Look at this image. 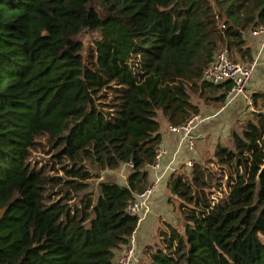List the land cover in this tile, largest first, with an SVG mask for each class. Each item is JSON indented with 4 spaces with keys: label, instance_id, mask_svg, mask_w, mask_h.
<instances>
[{
    "label": "trees",
    "instance_id": "16d2710c",
    "mask_svg": "<svg viewBox=\"0 0 264 264\" xmlns=\"http://www.w3.org/2000/svg\"><path fill=\"white\" fill-rule=\"evenodd\" d=\"M259 28L264 0H0V264H118L162 120L198 115L192 95L224 103L231 85L204 81V70L222 48L252 62L245 33ZM258 100L232 146L171 173L181 225H167L144 264H264ZM41 147L50 170L33 163ZM126 166L125 184L87 191Z\"/></svg>",
    "mask_w": 264,
    "mask_h": 264
},
{
    "label": "crops",
    "instance_id": "0c3cea01",
    "mask_svg": "<svg viewBox=\"0 0 264 264\" xmlns=\"http://www.w3.org/2000/svg\"><path fill=\"white\" fill-rule=\"evenodd\" d=\"M245 38L247 39L249 45L252 48L254 61H256V69L249 84V92L253 97H255L259 94H264V35L255 34L254 31H248L245 33ZM256 108L259 111V100ZM262 110L264 111V109ZM203 113L204 115H201L203 121L200 117H198L201 121L199 124L196 125V129L193 133L194 136L197 138V152L196 148L193 151L187 149L186 142L182 139V134L172 133L169 131V123L165 122V120L162 123L160 132L162 134L163 139L161 146L167 149L168 152L166 155L163 156V159L161 161L162 171H160V175L166 176L164 177L166 178V180L161 183V185L156 190L155 194L151 197L149 214L144 219V221L139 224L137 228V235L139 237V251H143L141 246H143V243L148 239V236L152 233V230L154 229V226H152V222L155 219L156 212L159 209H162L161 207H159V204H163L162 196L165 194V191L168 192L167 180L172 170L180 168L182 165H186L189 160L200 161L197 160L199 159L197 157H200V159H202L205 152L203 153L202 151L203 155L201 154L200 156L199 151L204 149V147H208L211 140L212 144L214 145L213 148H216L218 144L224 143V141H219V137L215 138L214 135L211 134V129L214 128L210 129L208 125L212 124L218 126L217 129L219 128L227 130L225 131V134H228L230 133V131L236 128L235 126H233V124L238 119H240L241 122L242 119L245 118L251 119L254 117V114L256 112H253L251 110V108L244 99H242L241 97H235L231 101H227L225 103V106L220 111L206 110ZM210 135L212 136V138ZM227 139L231 140V136H227ZM154 179V173L150 174V181ZM167 207L168 211L172 210L170 209L168 204Z\"/></svg>",
    "mask_w": 264,
    "mask_h": 264
},
{
    "label": "rangeland",
    "instance_id": "374dc122",
    "mask_svg": "<svg viewBox=\"0 0 264 264\" xmlns=\"http://www.w3.org/2000/svg\"><path fill=\"white\" fill-rule=\"evenodd\" d=\"M258 31H259V29L255 30L254 33L256 34ZM93 36H96V35L95 34H93V35L88 34L85 36V39H86L85 42L87 45H88V43L91 42ZM238 62L244 63V64L252 63V62H244L241 60H238ZM192 96H193L194 102H196L199 105L200 112L196 116L200 117V118H201V115H204L203 112H205L206 110L220 111L225 106V103L227 101H229V98L227 99V96H226V100L224 103H219L218 100L215 99L214 95L210 99L209 98L206 99L205 97H198V95H192ZM200 118H198L196 125L200 123V121H201ZM247 120L248 119L245 118V119H242V122H241V120L238 119L233 124V126H235L236 128L233 129L232 131L241 132L243 130V123ZM163 121H164V119L162 120V123H163ZM202 121H203V119H202ZM196 125L194 126V128H191L189 132H173L170 130V126H169V131L172 133L182 134L183 135L182 139H183V141L185 140L187 149L193 151L196 148V152H197V150H198V146H196L197 138L193 134L195 129H196ZM208 127H210V129L214 128V129H211V134H213L215 138L219 137V141H224L223 144L228 143L226 145L232 146V140L227 139V136H231L232 131H230V133H228V134H225V131H227V130H223V129H219V128L217 129L218 126L210 124V125H208ZM211 138H212V136H211ZM213 146L214 145L212 144V140H211L208 147H204V149L199 151L200 156L202 154V151H203V153L205 152L204 155L202 154L203 155L202 159H200V157H197V158H199L197 160H200V161L189 160L187 162V164L185 163L186 165H182L180 168H183L186 172L189 173L195 162L206 163L207 161L213 160L215 158L214 155H215V150H216V148L215 147L213 148ZM213 149H215V150H213ZM160 150L163 151L162 157L157 159L156 163L154 165L149 166V174L154 173V175H155V179L150 181V185L147 187V188H150V187L153 188V193H152L151 197L155 194L156 190L161 185V183L164 180H166V178H164L166 176L160 175V171H162L161 161L163 159V156L167 154L168 150L162 146L160 147ZM48 151H49V148L45 147L43 149V147H41L39 150L34 151V153L32 154L33 163L35 165H37L39 168L42 167L41 165H45L50 170V167L52 166V164L55 163L52 160H50L51 155H50V153H48ZM191 163H192V165H190ZM178 169L179 168L173 169L171 173H173L174 171H176ZM129 170L130 169L126 166V167H122L116 171L100 172L99 177H94L91 180H89L90 186H89V189L87 191H92L93 193L95 192V194H97L99 191L98 184L100 181L116 180L122 184H125ZM149 179H150V176H149ZM169 193H170L169 191L168 192L165 191V194L162 196L163 197V204H159V207H161L163 209V211H162V209H159L156 212L155 219L153 218L154 221L152 222V226H154V229L152 230V233L148 236V239L143 243V246H141L143 251L142 250L139 251V237L137 238V257L139 260L137 264H144L145 262L148 261L149 257H148L147 253L151 249V247L152 248L162 247V245H163V243H162V236H163L162 231L167 230L168 224L173 225V226L181 225L180 218H178V216H176L174 214L173 210L168 211V209H167L168 208L167 204L169 205L170 209H173V206L170 205L168 202L169 196H170ZM150 200H151V198H150ZM150 200H149V209L147 210V212H148L147 215L149 214V211H150ZM166 202H167V204H166ZM147 215H146V217H147ZM124 249L125 248H123V251H124ZM122 252H120L118 254L116 261H118L117 259H119V257H121Z\"/></svg>",
    "mask_w": 264,
    "mask_h": 264
},
{
    "label": "built area",
    "instance_id": "2783aa9c",
    "mask_svg": "<svg viewBox=\"0 0 264 264\" xmlns=\"http://www.w3.org/2000/svg\"><path fill=\"white\" fill-rule=\"evenodd\" d=\"M256 34L264 35V28H259ZM255 69L256 61L249 64L234 61L230 57L229 51L226 48H222L218 50L211 64L204 70L202 79L212 84L229 83L231 88L227 93V99L229 98V101H231L235 97H241L246 101L253 112L259 113L254 102V97L249 92L250 80ZM197 121L198 117L193 116L187 123L181 126L170 125V130L173 132H189L191 128H194ZM162 155L163 151L159 148L155 154L154 162L151 165H154L156 160L162 157ZM190 165H192V163ZM152 193L153 188H147L143 193L138 195V199L133 200L127 208L131 214L139 216V224L142 223L148 213L147 210L149 209V200ZM137 238V230H135L129 237L128 243L123 247L125 248L124 251L123 249L121 250V252H123L121 257L117 259L118 264L138 263Z\"/></svg>",
    "mask_w": 264,
    "mask_h": 264
},
{
    "label": "water",
    "instance_id": "95a60500",
    "mask_svg": "<svg viewBox=\"0 0 264 264\" xmlns=\"http://www.w3.org/2000/svg\"><path fill=\"white\" fill-rule=\"evenodd\" d=\"M263 168H264V165H263Z\"/></svg>",
    "mask_w": 264,
    "mask_h": 264
}]
</instances>
